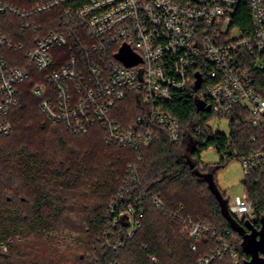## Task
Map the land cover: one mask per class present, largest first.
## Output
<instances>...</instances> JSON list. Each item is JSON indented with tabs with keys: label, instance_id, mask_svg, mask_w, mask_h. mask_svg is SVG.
<instances>
[{
	"label": "built area",
	"instance_id": "2783aa9c",
	"mask_svg": "<svg viewBox=\"0 0 264 264\" xmlns=\"http://www.w3.org/2000/svg\"><path fill=\"white\" fill-rule=\"evenodd\" d=\"M244 1L0 0V138L13 130L9 115L29 79L36 80L32 93L49 122L73 135L99 127L107 143L132 147L138 156L164 137L181 141V123L165 107L178 94L223 118L244 108L246 123L264 128V98L251 77L252 67L264 66V0H248L249 28L234 24ZM124 48L140 61L119 58ZM131 95H138L142 112L123 123L119 110ZM241 163L245 177L264 168V143ZM137 181L134 166L110 204L102 246L122 247L120 230L133 237L141 227L142 203L126 204L124 197ZM151 199L164 206L159 195ZM228 209L238 221L258 219L246 191L230 199ZM182 225L191 240L209 234L216 241L199 264L226 257V264L246 263L237 247L240 237L231 230L191 217L182 218Z\"/></svg>",
	"mask_w": 264,
	"mask_h": 264
},
{
	"label": "trees",
	"instance_id": "16d2710c",
	"mask_svg": "<svg viewBox=\"0 0 264 264\" xmlns=\"http://www.w3.org/2000/svg\"><path fill=\"white\" fill-rule=\"evenodd\" d=\"M234 24L251 26L248 0L238 8ZM13 30L20 41L23 35L18 28ZM251 77L254 90L264 98V66L252 67ZM35 81L23 84L20 103L9 115L13 130L0 138V264H199L216 247V241L209 234L191 240L182 232V218L186 217L231 230L240 237L237 247L243 260L250 259L242 246L243 236L232 222L245 234L262 229L264 168L243 180L257 214L255 222L228 217L208 180L198 174H211L216 182L218 170L231 159L241 160L263 145L264 128L246 123V109L238 107L225 117L229 123L225 134L209 125L222 116L178 94L165 107L181 123V141L172 143L164 137L138 156L132 147L107 143L99 127L73 135L62 125L49 122L32 93ZM119 111V121H134L142 112L138 95L128 97ZM210 147L220 155L216 165L202 162V153ZM134 166L138 181L124 197L126 204L138 207L142 203L141 227L133 237L123 236L124 228L120 230L124 246L104 247L99 238L112 216L110 204ZM220 193L229 204L230 198ZM152 195H159L162 208L152 201ZM61 236L70 238L72 244L61 248ZM32 238L46 242L39 244ZM71 250L73 253H65ZM227 261L228 257L212 264Z\"/></svg>",
	"mask_w": 264,
	"mask_h": 264
},
{
	"label": "rangeland",
	"instance_id": "374dc122",
	"mask_svg": "<svg viewBox=\"0 0 264 264\" xmlns=\"http://www.w3.org/2000/svg\"><path fill=\"white\" fill-rule=\"evenodd\" d=\"M209 125L215 131H221L225 134L229 133V123L227 118L213 119L209 122ZM201 159L204 165H216L220 161V155L213 147H210L202 153ZM209 176L210 184L213 190L216 192L217 197L219 199L221 198L223 203L225 202L226 198L221 195L220 191L225 193V195L230 199H235L245 191L243 182L245 174L242 168L241 160L239 158L231 159L225 167L218 170L216 182L211 178V174H209ZM31 240H34V242H39V244H44V242H46L44 238L40 239V241L37 238H32ZM59 241H62L60 242V247L63 249H65L67 244H72V240L70 238H65L64 236H61ZM65 253H73V250L67 251Z\"/></svg>",
	"mask_w": 264,
	"mask_h": 264
},
{
	"label": "water",
	"instance_id": "95a60500",
	"mask_svg": "<svg viewBox=\"0 0 264 264\" xmlns=\"http://www.w3.org/2000/svg\"><path fill=\"white\" fill-rule=\"evenodd\" d=\"M118 57L125 60L126 62H128V64H136L140 61L139 57H136L135 55L131 54V52L127 48H124L120 52ZM199 106L203 107V105H200V104H199ZM207 110L208 111L210 110L209 106L207 107ZM198 174L205 177L208 180L209 185H210L211 189L213 190V188L210 184L209 174H201L199 172H198ZM219 200L223 206L224 213L232 219L233 217H232V215L229 212V209L227 207L228 200L226 199L224 203L221 201V198ZM232 224H233L234 228L239 229L240 234L243 236V243H242L243 249H244L245 253H247L250 256V259H248L245 264H264V258L261 257V253H264V219H263V227L260 231H256L254 229H251V232L247 233V234H245V230L243 228H241L240 226H238L234 222V220H233Z\"/></svg>",
	"mask_w": 264,
	"mask_h": 264
}]
</instances>
